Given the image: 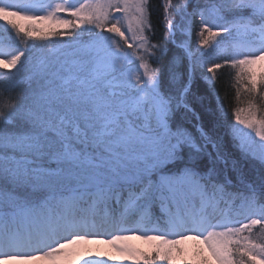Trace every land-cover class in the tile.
<instances>
[{"label": "snow or ice", "instance_id": "obj_1", "mask_svg": "<svg viewBox=\"0 0 264 264\" xmlns=\"http://www.w3.org/2000/svg\"><path fill=\"white\" fill-rule=\"evenodd\" d=\"M162 6L153 43L151 0H0L19 41L0 48V264H264V178L245 182L191 105L198 73L215 88L230 67L246 106L229 134L264 168V0ZM197 17L206 51L176 41Z\"/></svg>", "mask_w": 264, "mask_h": 264}, {"label": "trees", "instance_id": "obj_2", "mask_svg": "<svg viewBox=\"0 0 264 264\" xmlns=\"http://www.w3.org/2000/svg\"><path fill=\"white\" fill-rule=\"evenodd\" d=\"M181 0H173V5L180 6ZM203 3L204 0H201ZM152 8H153V24L156 26V39L153 40V43L163 41V34L165 29L162 25V16H163V6L162 0H151ZM182 4V3H181ZM190 10H192L190 8ZM174 23H181L180 18L174 16ZM1 23V22H0ZM200 30L199 18L197 17L194 25L191 30L188 31L184 37L187 36V41L191 44L193 48V37H197ZM184 32V31H183ZM181 30H178L177 35L180 34L182 37ZM176 35V38H177ZM183 37V38H184ZM55 40V38H52ZM221 37H214L213 42L219 41ZM180 41V39H177ZM19 46V41L15 35L5 34L2 31L0 26V48L7 50L10 48H14ZM167 47L170 49L169 56L172 55H181L182 52L179 48L174 47L172 44H167ZM200 51H206L207 49L198 45ZM163 64L168 63V59L162 62ZM186 63V61H185ZM152 67L159 69L161 65H152ZM15 69H11L7 73L14 72ZM205 75L211 76V73H205ZM3 77L0 76V86H2ZM192 95H191V105L198 113L200 117V122L203 124V127L212 134L214 138H218L222 140L223 145V153L230 157L229 166H231L232 162L235 161L237 168L243 174L244 180L247 183H251L259 187L261 183V178H264V168L260 166L254 160H246L241 157V154L233 145V140L229 134L228 126L235 123L233 112L237 107H245L244 103L246 97L240 91L239 98L237 97V87L235 81L234 71L230 67H223L217 70L215 74V88H212L211 83L207 82L203 76L199 73L194 78L192 82ZM219 98V99H218ZM223 101L224 108L227 109V122L221 119L223 113L218 108L219 101ZM9 102L8 96L0 95V107L5 106ZM178 121L183 123L185 127H187L193 134V136L198 137L199 133L196 130L197 121L192 118L191 115L187 117L185 120H180L178 117ZM238 127V125H237ZM209 151H211V146H209ZM223 168V165H219ZM233 182L236 184L237 188H242L239 182L235 179V174H233Z\"/></svg>", "mask_w": 264, "mask_h": 264}, {"label": "rangeland", "instance_id": "obj_3", "mask_svg": "<svg viewBox=\"0 0 264 264\" xmlns=\"http://www.w3.org/2000/svg\"><path fill=\"white\" fill-rule=\"evenodd\" d=\"M181 3H182V0H181V2H180V5H181ZM189 11H191L190 10V8L188 9ZM18 24H20V25H24V26H27L30 22L29 21H27V20H17L16 21ZM0 26H1V29H2V31H4V33L5 34H11L12 36H14L15 35V38H16V34H15V32L13 31V30H11V28L9 27V26H7L4 22H1L0 23ZM182 32H183V30H181ZM184 34L185 35H187L185 32H183L182 33V35H183V37H184ZM180 34H178L177 35V38H176V41H177V43H181V42H185V41H187V36L186 37H184L183 38ZM56 39V38H55ZM65 39H67V37H65ZM177 39H180V41L179 40H177ZM198 41H199V36H197V37H193V41L191 42V43H193V46H196V48H198V45H199V43H198ZM181 50V49H180ZM128 51H133V49H128ZM142 51V50H141ZM136 60V58L134 57V61ZM137 63H138V61H136ZM135 66V65H134ZM11 70V69H10ZM10 70H4L5 72H8V71H10ZM241 90H242V93L244 94V92H243V89L241 88ZM245 95V94H244ZM238 127H240V128H242L243 129V131H245V132H248L249 130L248 129H246V128H244L243 126H241V125H238ZM257 142H258V138H257ZM218 167H220L221 168V166H218ZM129 243L131 244V245H133L134 247H136V248H140V249H144V250H147L149 247H150V245H148L147 243H145L144 241H142V240H140V239H136L135 237L134 238H132L130 241H129ZM86 247L87 248H89V249H91L92 251H100V252H102V253H107V254H110V255H112L117 261H119V259H120V254L119 253H117V252H115L109 245H106V244H103V243H96V242H93V243H90V244H88V245H86ZM184 247L186 248V249H188L190 252L192 251V250H194L196 247H197V245H196V242H194V241H188L185 245H184Z\"/></svg>", "mask_w": 264, "mask_h": 264}]
</instances>
